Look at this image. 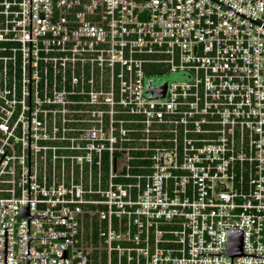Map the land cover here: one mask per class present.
Returning <instances> with one entry per match:
<instances>
[{"label":"built area","instance_id":"obj_1","mask_svg":"<svg viewBox=\"0 0 264 264\" xmlns=\"http://www.w3.org/2000/svg\"><path fill=\"white\" fill-rule=\"evenodd\" d=\"M29 69L30 0H0L7 264H27ZM29 214L68 216L30 218L67 238H30L29 264H231L227 229L264 254V0H32Z\"/></svg>","mask_w":264,"mask_h":264},{"label":"water","instance_id":"obj_2","mask_svg":"<svg viewBox=\"0 0 264 264\" xmlns=\"http://www.w3.org/2000/svg\"><path fill=\"white\" fill-rule=\"evenodd\" d=\"M31 8H32V0H30V69H29V167H28V205L21 206L19 209L20 216H26L28 218V249H27V264H29V260L33 258L29 255V239L32 237H55V238H67L62 236H32L29 233V220L32 217H68V216H50V215H30L29 207H30V103H31ZM172 79L168 78L166 80H162V78L157 79H148L146 82L145 92L150 97H164L167 91L168 83ZM6 151L0 158L2 160ZM0 207H7V205H0ZM7 227H5V235H4V248L0 250L4 254V264H7ZM199 254H213V253H199ZM231 255V264L232 257L235 255H249V256H264V254H245L243 252V230H234L227 229L226 230V247L225 253ZM34 258H67V248H63V255L60 257H34Z\"/></svg>","mask_w":264,"mask_h":264},{"label":"rangeland","instance_id":"obj_3","mask_svg":"<svg viewBox=\"0 0 264 264\" xmlns=\"http://www.w3.org/2000/svg\"><path fill=\"white\" fill-rule=\"evenodd\" d=\"M181 77H182L181 73H167V74H164L161 78L162 80H166L168 78L175 79V78H181Z\"/></svg>","mask_w":264,"mask_h":264}]
</instances>
